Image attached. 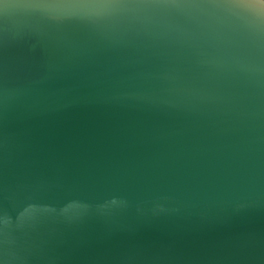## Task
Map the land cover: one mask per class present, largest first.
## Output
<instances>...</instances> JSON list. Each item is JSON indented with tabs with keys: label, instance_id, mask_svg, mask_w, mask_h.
<instances>
[{
	"label": "water",
	"instance_id": "1",
	"mask_svg": "<svg viewBox=\"0 0 264 264\" xmlns=\"http://www.w3.org/2000/svg\"><path fill=\"white\" fill-rule=\"evenodd\" d=\"M208 2L139 31L0 12V89L31 84L0 104V264H264V0Z\"/></svg>",
	"mask_w": 264,
	"mask_h": 264
},
{
	"label": "clouds",
	"instance_id": "2",
	"mask_svg": "<svg viewBox=\"0 0 264 264\" xmlns=\"http://www.w3.org/2000/svg\"><path fill=\"white\" fill-rule=\"evenodd\" d=\"M64 6L90 10L83 14L51 15L47 9L59 6L50 0H0V12L15 14L19 23L17 29L24 35H30L34 27L48 30H62L72 27L100 28L125 27L139 31L143 28L148 16L155 15L161 8L201 10L210 7L208 0H186L185 3L168 2V0H62ZM111 10V11H100ZM11 32L7 28L4 35ZM135 69L115 70V79L134 80ZM30 83L19 84L0 89V104L10 105L19 102V94H27ZM112 99L127 105L163 102L162 93L157 90L117 91Z\"/></svg>",
	"mask_w": 264,
	"mask_h": 264
}]
</instances>
